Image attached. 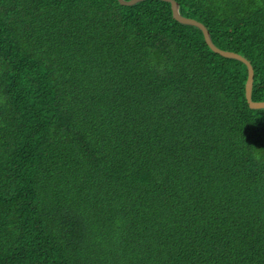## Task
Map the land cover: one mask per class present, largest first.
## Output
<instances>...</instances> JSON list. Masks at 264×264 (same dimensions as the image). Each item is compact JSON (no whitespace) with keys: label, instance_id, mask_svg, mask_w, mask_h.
I'll return each mask as SVG.
<instances>
[{"label":"trees","instance_id":"trees-1","mask_svg":"<svg viewBox=\"0 0 264 264\" xmlns=\"http://www.w3.org/2000/svg\"><path fill=\"white\" fill-rule=\"evenodd\" d=\"M175 1L264 102V0ZM247 80L166 1L0 0V264H264Z\"/></svg>","mask_w":264,"mask_h":264},{"label":"water","instance_id":"water-1","mask_svg":"<svg viewBox=\"0 0 264 264\" xmlns=\"http://www.w3.org/2000/svg\"><path fill=\"white\" fill-rule=\"evenodd\" d=\"M118 1L121 5H124V6H134L137 3H140V2L145 1V0H129V1L118 0ZM162 1H166V2L171 4L173 16L178 22H180L181 24H185V25L195 26L198 29H200L204 34L206 43L208 44V46L210 47V49L214 53H217V54H219L225 58L236 59L238 61H241L242 63H244L247 66V68H248V80L246 83L247 101L249 103V106L252 109H264V102H255V101H253V98H252V90H253V85H254V69H253L252 64L245 57H243V56H241L235 52L225 51V50H222L219 47H217L213 43V40L211 38V34H210L208 28L204 24L198 22L197 20L190 19V18H187V17H184L181 15L180 5L178 4V2H176L175 0H162Z\"/></svg>","mask_w":264,"mask_h":264}]
</instances>
